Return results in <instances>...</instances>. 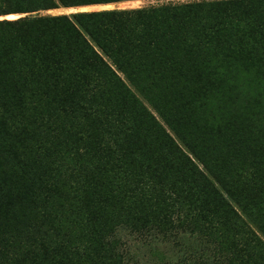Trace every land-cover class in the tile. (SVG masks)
Masks as SVG:
<instances>
[{
	"label": "trees",
	"instance_id": "1",
	"mask_svg": "<svg viewBox=\"0 0 264 264\" xmlns=\"http://www.w3.org/2000/svg\"><path fill=\"white\" fill-rule=\"evenodd\" d=\"M205 77L229 114L258 108L264 0L0 21V264H140L142 246L141 264H264V123L233 115L201 143L189 106ZM176 93L186 120L165 102Z\"/></svg>",
	"mask_w": 264,
	"mask_h": 264
},
{
	"label": "rangeland",
	"instance_id": "2",
	"mask_svg": "<svg viewBox=\"0 0 264 264\" xmlns=\"http://www.w3.org/2000/svg\"><path fill=\"white\" fill-rule=\"evenodd\" d=\"M16 0H0V4L2 7L0 8V21L2 20H15L20 17L24 16H45V15H68L73 13H79V12H97V11H103V10H130V9H138V8H147V7H153V6H161L166 4H177V3H188V2H197L198 0H126V1H120L116 3H109V4H92V5H81V6H75V7H58L55 9H50L46 11H33V12H25V13H19L18 10L20 9V6L23 5V1H21V5H15ZM105 5H110V8H103ZM7 16H14L15 18H7ZM238 65V63H236ZM241 69H249L248 65H243L242 68H238V66L230 67L227 69V72L230 74H234L235 72L241 70ZM216 80H213L210 77H205L202 79V85H209L211 84L212 87L207 88V90L203 88H197L195 91V101L193 104H190L189 107V114L190 118L192 119V122L198 126H204V129L202 131L203 135V142L201 143H211L214 144V137L209 135V131L219 130L221 133L224 131V128L227 123L230 121H235V118H230L233 115H236L238 117V121H241L244 123L245 126H248L250 129L255 126L256 124H262L264 123V99L260 100L258 103V108L251 110V108H248L246 110H240L239 112L234 110V108L231 109V113L229 114L228 109L222 108L223 99L220 98L221 92L224 91L223 86L216 84ZM210 85V86H211ZM229 94V91L228 93ZM211 98V99H210ZM213 100L212 102H210ZM165 102L169 103L170 108H174L175 111H177V116L182 119L186 120L187 114H188V107L186 106L185 101V95L176 93L168 98L165 99ZM207 102L209 104H207ZM217 104V106H216ZM144 106L147 108L152 115L158 118L157 113L150 107L148 103L144 101ZM183 107V108H182ZM182 108V109H181ZM161 122V121H160ZM162 123V122H161ZM163 124V123H162ZM235 123L232 122V125ZM163 126H165L163 124ZM234 134L238 132L237 128L234 126ZM171 134V132H170ZM1 134L0 130V170H5V164L10 163L12 156L8 159V161H5L4 158H8L6 155H9L12 153L10 152L11 149L9 146L6 145L4 141H2L3 136ZM243 218V216H242ZM252 221V219H251ZM254 224H264L263 220H253ZM260 238V237H259ZM261 239V238H260ZM262 241V239H261ZM196 244H199L198 241H196ZM130 245V242H128L125 245L126 250H128ZM202 245V242L200 246ZM172 246V245H171ZM168 247L172 248L173 247ZM199 246V247H200ZM146 246H142L141 252L137 255V260L140 261V264L147 261V257H150L147 255L150 250H146ZM158 248L162 250H166L167 247H165V244H158ZM154 251V250H151ZM153 258H156L154 254H150ZM135 261V260H134Z\"/></svg>",
	"mask_w": 264,
	"mask_h": 264
},
{
	"label": "bare ground",
	"instance_id": "3",
	"mask_svg": "<svg viewBox=\"0 0 264 264\" xmlns=\"http://www.w3.org/2000/svg\"><path fill=\"white\" fill-rule=\"evenodd\" d=\"M103 8H110V5H105ZM7 18H15L14 16H7Z\"/></svg>",
	"mask_w": 264,
	"mask_h": 264
}]
</instances>
